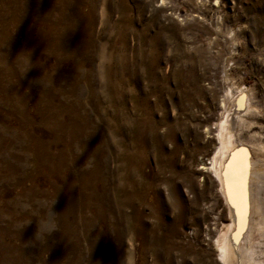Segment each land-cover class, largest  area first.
<instances>
[{
	"label": "rangeland",
	"instance_id": "obj_1",
	"mask_svg": "<svg viewBox=\"0 0 264 264\" xmlns=\"http://www.w3.org/2000/svg\"><path fill=\"white\" fill-rule=\"evenodd\" d=\"M225 83L264 163V0H0V264H222Z\"/></svg>",
	"mask_w": 264,
	"mask_h": 264
},
{
	"label": "bare ground",
	"instance_id": "obj_2",
	"mask_svg": "<svg viewBox=\"0 0 264 264\" xmlns=\"http://www.w3.org/2000/svg\"><path fill=\"white\" fill-rule=\"evenodd\" d=\"M245 92L244 88H239L237 95L241 98ZM224 100L216 126L218 147L209 158L207 170L223 198L228 224L221 226L213 244L222 264H253L250 261L252 239L254 236L264 239V163L251 157L234 138L240 120L234 107L240 99L231 95L227 83L224 84Z\"/></svg>",
	"mask_w": 264,
	"mask_h": 264
},
{
	"label": "clouds",
	"instance_id": "obj_3",
	"mask_svg": "<svg viewBox=\"0 0 264 264\" xmlns=\"http://www.w3.org/2000/svg\"><path fill=\"white\" fill-rule=\"evenodd\" d=\"M55 225L50 220H45L41 222L40 231L41 232H49L51 231Z\"/></svg>",
	"mask_w": 264,
	"mask_h": 264
}]
</instances>
